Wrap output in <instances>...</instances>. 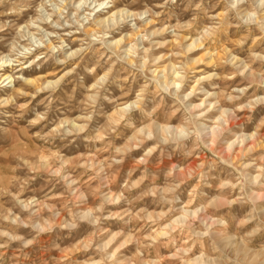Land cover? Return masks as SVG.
<instances>
[{
    "label": "rangeland",
    "instance_id": "rangeland-1",
    "mask_svg": "<svg viewBox=\"0 0 264 264\" xmlns=\"http://www.w3.org/2000/svg\"><path fill=\"white\" fill-rule=\"evenodd\" d=\"M78 1L0 0V264H264V0Z\"/></svg>",
    "mask_w": 264,
    "mask_h": 264
},
{
    "label": "bare ground",
    "instance_id": "bare-ground-1",
    "mask_svg": "<svg viewBox=\"0 0 264 264\" xmlns=\"http://www.w3.org/2000/svg\"><path fill=\"white\" fill-rule=\"evenodd\" d=\"M72 1V0H71ZM74 1V0H73ZM83 2V1H85V0H79L78 2H77V4H79L80 2ZM260 1H262V0H260ZM64 2V1H63ZM74 4V3H73ZM105 4V1H102V2H99L96 6H94V8L90 11V13H89V15H87V18H89V16H91V15H93V19H92V21H91V23L92 24H87L88 26H86V27H84L82 30H83V32H84V34L86 35V36H90V34H94L95 33V30H94V28L95 27H97L99 30L100 29H105V30H108V33H109V31H110V29L112 30V28L114 27V26H116L118 23H117V15H119V14H121L124 10H119V11H113L112 13L110 12V15L108 16V17H104V16H102L101 14H100V11L101 10H104L105 8H103L102 6ZM92 6V5H91ZM240 8V7H239ZM246 14V13H245ZM246 16H247V14H246ZM261 21H263L264 22V13H263V15L261 16ZM104 31V30H103ZM114 31V30H113ZM76 34V33H75ZM107 35V34H106ZM125 37L127 38V39H130L129 37H130V35H128V34H126L125 36H122L121 38H119V39H117V40H112L110 37H108L109 39H111L110 41H107L106 42V44L108 45V46H113V48L114 49H120V48H122V46H121V44L122 43H124L125 42ZM192 39H189V41H190V43L185 47V50L187 51H189V49H198L199 47H201L202 46V43H200L199 42V39H194V40H192ZM76 41H79V40H76ZM127 43V42H126ZM51 46H52V44H50V45H48L47 46V48H46V50L47 49H51ZM124 47V46H123ZM54 48V47H53ZM71 49V48H70ZM123 49H125V52H128V48H123ZM76 53V51L74 50V51H72L71 50V52H69V53H67V55L69 54V55H72V54H75ZM207 56V55H206ZM235 60V58H233V60L231 61V62H233ZM9 62H11L10 60H8V59H4L3 60V58H0V68L1 67H9L10 65H6V66H3V65H5L6 63H9ZM131 60H129L128 59V64H131ZM200 62V60H192L191 61V66L192 65H194V64H198ZM210 62L212 63V58L210 57ZM209 62V63H210ZM28 63V62H27ZM26 63V64H27ZM235 64H237L236 62H235ZM245 68H246V66H244V65H242L240 68H239V71L241 72V73H243L244 72V70H245ZM161 70V71H160ZM159 70V72H166L167 70L168 71H170L172 74H171V77H173V79L171 80V85H173V86H175V87H178L180 84L177 82V80H179L180 81V79L181 80H183L184 79V77H181L180 75H179V72H177L176 71V69H175V65L172 63V62H170L169 64H168V66H165V67H163L162 69H160ZM155 72V71H154ZM156 73V72H155ZM7 74V73H6ZM2 75V74H1ZM252 77H254V74H253V72L252 71H248V73H245V78H248V79H251ZM3 78V77H2ZM2 78H0V79H2ZM208 78H210V77H207V79ZM38 80V79H37ZM7 81V84H9V83H11V82H14V80L12 79V77L10 76V75H5L4 76V78L2 79V82L0 83V85L1 84H3L4 82H6ZM41 80H39V82H40ZM199 81H200V78L198 79V81H197V83H199ZM24 82L26 83V84H30V85H33V86H35V84L37 83V81H35V80H32V79H30V78H27V79H25L24 78ZM43 85H45V86H49V85H51V82H49V81H47V82H44L43 83ZM39 90V89H38ZM192 91H193V87H192ZM184 98V97H183ZM255 101L256 102H263L264 103V95H262V96H260V97H257L256 99H255ZM132 103V102H131ZM133 103H135L136 104V101L135 102H133ZM139 104H140V102H139ZM212 104V103H211ZM131 105V104H130ZM127 106V103L126 104H123V105H121L120 106V108L118 109V111H119V114H120V117H123L124 116V108ZM223 114L225 113V111L224 112H222ZM232 119L230 118V117H228V119L226 120H223V123H225V126L223 127V129H221L222 131H225L227 128H231L232 127ZM209 130H211V134H214V131H213V128H209ZM161 131L162 132H166V131H168V128L167 127H162L161 128ZM175 131H177L176 129H175ZM151 134V133H150ZM149 134V135H150ZM148 135V136H149ZM215 135V134H214ZM245 137H243V136H239L238 138H237V140H243ZM216 140H217V138L215 137V136H212L211 137V140L209 141V144H211V145H213V144H215V142H216ZM254 144H255V142H254V140L252 141V142H250V143H248V144H244V146L243 147H241V148H239V149H234V151L232 152V155L234 154V157H237L238 155H240V154H242L243 152H244V150L246 151H249V150H252L253 148H254ZM210 145V146H211ZM232 145H233V143H229V146L226 148V149H229V148H232ZM235 152H236V154H235ZM228 156H230V155H228Z\"/></svg>",
    "mask_w": 264,
    "mask_h": 264
}]
</instances>
